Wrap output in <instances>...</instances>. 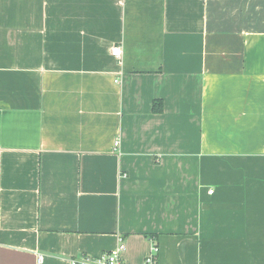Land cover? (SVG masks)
<instances>
[{
    "label": "crops",
    "instance_id": "crops-1",
    "mask_svg": "<svg viewBox=\"0 0 264 264\" xmlns=\"http://www.w3.org/2000/svg\"><path fill=\"white\" fill-rule=\"evenodd\" d=\"M119 238L264 264V0H0V264Z\"/></svg>",
    "mask_w": 264,
    "mask_h": 264
},
{
    "label": "built area",
    "instance_id": "built-area-1",
    "mask_svg": "<svg viewBox=\"0 0 264 264\" xmlns=\"http://www.w3.org/2000/svg\"><path fill=\"white\" fill-rule=\"evenodd\" d=\"M120 52L121 49L119 46H114L111 49L113 56L118 57ZM114 144L117 145L118 141H115ZM208 192L212 193V190L210 189ZM124 250L125 244L123 243L122 239L119 238L116 246L107 252L97 256L81 255L79 257L70 258V264H124L122 260V253ZM158 252V244L152 239L149 252L143 259V264H158Z\"/></svg>",
    "mask_w": 264,
    "mask_h": 264
},
{
    "label": "trees",
    "instance_id": "trees-1",
    "mask_svg": "<svg viewBox=\"0 0 264 264\" xmlns=\"http://www.w3.org/2000/svg\"><path fill=\"white\" fill-rule=\"evenodd\" d=\"M157 103H160V101L159 102L158 101L157 102H155V101L153 102V110L154 111H160L161 110V106L160 107H157V105H156Z\"/></svg>",
    "mask_w": 264,
    "mask_h": 264
}]
</instances>
